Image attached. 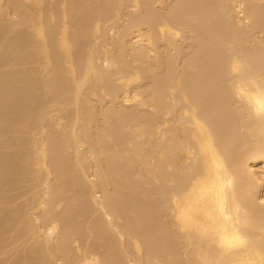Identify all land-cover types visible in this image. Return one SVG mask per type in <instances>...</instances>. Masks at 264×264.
<instances>
[{
    "label": "bare ground",
    "instance_id": "6f19581e",
    "mask_svg": "<svg viewBox=\"0 0 264 264\" xmlns=\"http://www.w3.org/2000/svg\"><path fill=\"white\" fill-rule=\"evenodd\" d=\"M0 264H264V0H0Z\"/></svg>",
    "mask_w": 264,
    "mask_h": 264
}]
</instances>
